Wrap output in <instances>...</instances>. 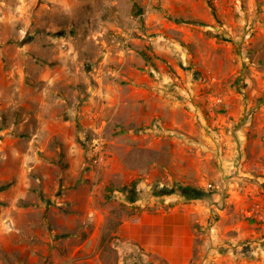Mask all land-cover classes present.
<instances>
[{
  "label": "rangeland",
  "instance_id": "rangeland-1",
  "mask_svg": "<svg viewBox=\"0 0 264 264\" xmlns=\"http://www.w3.org/2000/svg\"><path fill=\"white\" fill-rule=\"evenodd\" d=\"M171 197L264 264V0H0V264H129Z\"/></svg>",
  "mask_w": 264,
  "mask_h": 264
},
{
  "label": "crops",
  "instance_id": "crops-1",
  "mask_svg": "<svg viewBox=\"0 0 264 264\" xmlns=\"http://www.w3.org/2000/svg\"><path fill=\"white\" fill-rule=\"evenodd\" d=\"M169 200L173 202V206L167 213L152 215L151 220L137 218L134 223L132 220L125 223L129 227H126L125 233L121 230L120 237L123 244L121 256L127 259V263L134 264L141 261V264H195L199 259V264H209L211 262L209 259H214L212 264H223L224 258L239 257V253L234 254V250L223 252L218 258L212 253L205 255V242L202 241L199 246L195 241L197 236L201 238L205 235L209 218L208 208L200 200L188 203L173 197ZM219 223L223 224L222 221ZM219 228L217 237L223 236ZM233 238L230 242L236 244L241 237L237 235ZM248 239L250 240L251 237H247ZM260 252L263 253L264 250ZM116 254L117 258H120L119 250H116ZM256 254L257 251L252 249L245 255L247 259L252 260L255 259ZM87 257L93 264H99L96 250L87 254Z\"/></svg>",
  "mask_w": 264,
  "mask_h": 264
},
{
  "label": "water",
  "instance_id": "water-1",
  "mask_svg": "<svg viewBox=\"0 0 264 264\" xmlns=\"http://www.w3.org/2000/svg\"><path fill=\"white\" fill-rule=\"evenodd\" d=\"M183 192V194L184 195H195V196H197V197H210V195L208 194V193H205L204 191H201V190H197V189H195L194 191H187V190H185V189H183L182 190ZM187 192H188V194H187ZM172 193H174L175 194V191H173ZM189 193H191V194H189Z\"/></svg>",
  "mask_w": 264,
  "mask_h": 264
},
{
  "label": "trees",
  "instance_id": "trees-1",
  "mask_svg": "<svg viewBox=\"0 0 264 264\" xmlns=\"http://www.w3.org/2000/svg\"><path fill=\"white\" fill-rule=\"evenodd\" d=\"M185 190H187V191H194L195 189H187V188H184ZM186 196H191V198H194V199H201V198H203V197H197V196H195V195H186Z\"/></svg>",
  "mask_w": 264,
  "mask_h": 264
},
{
  "label": "flooded vegetation",
  "instance_id": "flooded-vegetation-1",
  "mask_svg": "<svg viewBox=\"0 0 264 264\" xmlns=\"http://www.w3.org/2000/svg\"><path fill=\"white\" fill-rule=\"evenodd\" d=\"M183 190V189H182ZM183 191H181V193H182ZM189 192V191H188ZM188 192H187V194H188ZM189 194H191V193H189ZM182 195H184L183 193H182Z\"/></svg>",
  "mask_w": 264,
  "mask_h": 264
},
{
  "label": "built area",
  "instance_id": "built-area-1",
  "mask_svg": "<svg viewBox=\"0 0 264 264\" xmlns=\"http://www.w3.org/2000/svg\"><path fill=\"white\" fill-rule=\"evenodd\" d=\"M209 187H212L211 185Z\"/></svg>",
  "mask_w": 264,
  "mask_h": 264
}]
</instances>
